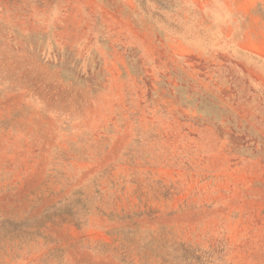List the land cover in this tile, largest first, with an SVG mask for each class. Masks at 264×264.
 <instances>
[{"label": "rangeland", "instance_id": "374dc122", "mask_svg": "<svg viewBox=\"0 0 264 264\" xmlns=\"http://www.w3.org/2000/svg\"><path fill=\"white\" fill-rule=\"evenodd\" d=\"M161 227L264 264V0H0V264Z\"/></svg>", "mask_w": 264, "mask_h": 264}, {"label": "trees", "instance_id": "16d2710c", "mask_svg": "<svg viewBox=\"0 0 264 264\" xmlns=\"http://www.w3.org/2000/svg\"><path fill=\"white\" fill-rule=\"evenodd\" d=\"M121 263L127 264H225L224 249L215 245L202 249L174 240L163 227L143 237L123 239Z\"/></svg>", "mask_w": 264, "mask_h": 264}]
</instances>
